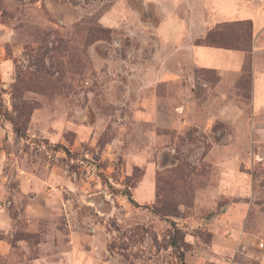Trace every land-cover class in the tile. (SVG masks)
<instances>
[{"label":"rangeland","instance_id":"1","mask_svg":"<svg viewBox=\"0 0 264 264\" xmlns=\"http://www.w3.org/2000/svg\"><path fill=\"white\" fill-rule=\"evenodd\" d=\"M115 1L0 0V95L23 132L0 116V264H264L251 66L211 100L215 73L152 52L154 9L128 0L139 15L115 24ZM245 29L214 31L242 49Z\"/></svg>","mask_w":264,"mask_h":264},{"label":"crops","instance_id":"2","mask_svg":"<svg viewBox=\"0 0 264 264\" xmlns=\"http://www.w3.org/2000/svg\"><path fill=\"white\" fill-rule=\"evenodd\" d=\"M140 3L147 9H154L157 18L152 35L159 44L152 52L158 53L166 49L167 52L189 61L195 68L215 73L219 77L217 89L211 87L208 92L211 100L217 101V94H219L225 96L221 100L228 101L233 95V87L230 86L231 79L242 75L245 67L250 63L251 108L254 115L263 119L257 122L258 124L255 123L254 130L264 129V0H140ZM127 14L137 16L139 12L132 5H128V0H116L113 11L107 15V19L121 25ZM244 23L251 25L250 52L239 48L212 47L202 42L206 35L217 29L219 25L242 26ZM161 69L162 79L166 77V67L163 66ZM224 86L229 87L231 92L224 93ZM214 111L215 109H211V113L205 116V128L213 124L214 117L217 116L213 113ZM148 112L147 115L150 118L159 116L157 108ZM181 112H183V117L191 112L199 117L202 114L198 107L192 108L184 105ZM222 117L231 119L233 111H225ZM187 122L189 121L186 119L183 124ZM199 127L202 128V125L199 124ZM237 128L246 134L251 131L249 122ZM216 146L211 145V155ZM222 146L221 148L226 150L230 148V144ZM215 164L217 165V162ZM227 178L225 177V180Z\"/></svg>","mask_w":264,"mask_h":264},{"label":"trees","instance_id":"3","mask_svg":"<svg viewBox=\"0 0 264 264\" xmlns=\"http://www.w3.org/2000/svg\"><path fill=\"white\" fill-rule=\"evenodd\" d=\"M245 30L244 33L248 32V38L244 41L247 46H243L244 48H242L243 50L250 52L251 49V25L250 23H244L242 24V26ZM204 44L208 45V46H212V47H218V48H227V49H238V45L236 46L235 43L232 42H227L223 37L222 34L216 31H210L205 39L202 41ZM240 47V46H239ZM241 49V48H239ZM248 66H250V63L248 64ZM0 116L4 119L7 120L11 123V125L13 126V130L15 132V134H17L18 136H22V127L19 124V122L14 119V117L12 116V114L10 113V111L8 110V108L4 105L3 103V99L0 95Z\"/></svg>","mask_w":264,"mask_h":264},{"label":"built area","instance_id":"4","mask_svg":"<svg viewBox=\"0 0 264 264\" xmlns=\"http://www.w3.org/2000/svg\"><path fill=\"white\" fill-rule=\"evenodd\" d=\"M258 247L261 249V248H263L264 247V242H260L259 244H258Z\"/></svg>","mask_w":264,"mask_h":264}]
</instances>
